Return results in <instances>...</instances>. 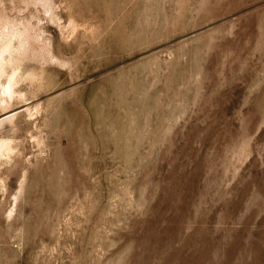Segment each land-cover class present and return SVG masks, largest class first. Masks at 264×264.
Returning a JSON list of instances; mask_svg holds the SVG:
<instances>
[{
  "label": "rangeland",
  "instance_id": "1",
  "mask_svg": "<svg viewBox=\"0 0 264 264\" xmlns=\"http://www.w3.org/2000/svg\"><path fill=\"white\" fill-rule=\"evenodd\" d=\"M50 1L0 0L55 56L0 77V264H264V0Z\"/></svg>",
  "mask_w": 264,
  "mask_h": 264
},
{
  "label": "bare ground",
  "instance_id": "2",
  "mask_svg": "<svg viewBox=\"0 0 264 264\" xmlns=\"http://www.w3.org/2000/svg\"><path fill=\"white\" fill-rule=\"evenodd\" d=\"M34 3H38L40 5H42L44 7V9L47 11V12H50V16L53 17V12H52V5H51V1L50 0H32ZM55 15V14H54ZM50 17V18H51ZM52 20V19H51ZM14 21V20H13ZM28 23V22H27ZM4 24V23H3ZM33 26V25H32ZM21 27V26H20ZM40 30V29H38ZM13 39H17V42H18V45L16 44V47L14 49V45H12V41ZM48 39L47 38H43L42 37V34L41 32H36V30H34V28H31L29 27V24H28V27H23L22 29L19 28L18 26H15V25H8V24H4V25H0V77L5 75L6 74V66L7 65H10V59H12L14 61V54L15 52L20 56V58L25 55L29 54L32 56V58H41V59H54L55 56L51 50V47H50V43L47 41ZM16 41V40H15ZM50 41V40H49ZM33 42L36 43V47L34 46ZM16 43V42H15ZM7 53L8 55V60L6 59V57L3 55L4 53ZM17 56V55H16ZM26 56V57H28ZM18 57V56H17ZM16 58V57H15ZM19 58V57H18ZM19 58V59H20ZM25 58V57H24ZM30 58V59H32ZM36 58V59H37ZM23 59V58H22ZM28 59V58H27ZM58 59V58H56ZM24 60V59H23ZM34 60V59H33ZM40 59H38L39 61ZM11 61V62H13ZM47 61V60H46ZM45 62V61H44ZM15 63V62H14ZM13 64V63H12ZM17 64V63H16ZM14 66V65H12ZM8 68V67H7ZM11 69V68H10ZM15 69H18V68H14L13 69V72L11 74L8 73V78H7V82L5 84L4 82V86H3V89L1 90V94L4 96V98H8V99H11L14 97V94L16 92V87L14 88V85L17 84V79L15 77V73H14V70ZM17 74V73H16ZM27 75V74H26ZM33 75V74H32ZM30 75L32 78L33 76ZM18 76V74H17ZM29 76V75H28ZM30 77V78H31ZM5 78V77H4ZM29 78V77H27ZM31 78V79H32ZM3 79V78H1ZM37 79V78H36ZM30 80V79H29ZM33 80V79H32ZM3 82V81H2ZM31 83V82H30ZM2 84V83H1ZM3 85V84H2ZM20 94V93H19ZM22 94V93H21ZM18 95V94H17ZM24 96V95H23ZM17 97V96H16ZM19 98V97H18ZM21 101H22V97H20ZM6 100V99H5ZM19 100V101H20ZM3 102V98L1 97L0 95V108L4 109L5 106H3L1 103ZM7 102V101H6ZM9 103V102H8ZM5 104V103H4ZM7 105V104H6ZM12 106L11 102H10V106L9 108ZM8 106H6V110H8L7 108ZM27 110V109H25ZM4 111V110H2ZM9 111V110H8ZM14 112V111H13ZM16 112V111H15ZM29 112V111H28ZM4 113V112H3ZM6 113V112H5ZM4 115V114H3ZM15 113L8 115L6 116L4 119L0 118V124H4V122H8L10 123L9 126L12 124L13 126H15V121H14V118H15ZM5 116V115H4ZM29 116V115H28ZM17 119V118H15ZM6 126V125H4ZM8 126V127H9ZM11 127V126H10ZM12 129L14 127H11ZM10 128V129H11ZM13 131V130H12ZM4 132V131H3ZM5 136V135H4ZM3 137V136H2ZM1 137V138H2ZM9 137V136H7ZM11 140H14L13 138ZM14 142V141H13ZM12 142V143H13ZM8 138L5 139V138H2L0 139V158L2 157H8L10 156V152L12 151V144ZM14 145V144H13ZM16 147V146H15ZM13 153V151H12ZM13 155V154H11ZM13 157V156H12ZM11 158V157H9ZM7 161V160H6ZM4 160V162H6ZM3 162V161H2ZM3 162V163H4ZM1 163V162H0ZM22 184L20 183V186H19V191L20 192L22 189ZM16 193V192H15ZM17 196V195H15ZM17 198V197H16ZM15 198V199H16Z\"/></svg>",
  "mask_w": 264,
  "mask_h": 264
}]
</instances>
